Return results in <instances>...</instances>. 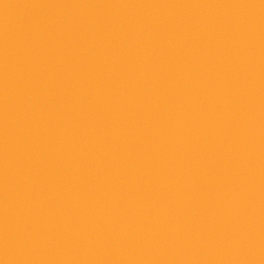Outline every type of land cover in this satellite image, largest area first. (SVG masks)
Wrapping results in <instances>:
<instances>
[{"label": "water", "instance_id": "1", "mask_svg": "<svg viewBox=\"0 0 264 264\" xmlns=\"http://www.w3.org/2000/svg\"><path fill=\"white\" fill-rule=\"evenodd\" d=\"M0 264H264V0H0Z\"/></svg>", "mask_w": 264, "mask_h": 264}]
</instances>
